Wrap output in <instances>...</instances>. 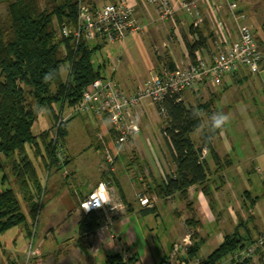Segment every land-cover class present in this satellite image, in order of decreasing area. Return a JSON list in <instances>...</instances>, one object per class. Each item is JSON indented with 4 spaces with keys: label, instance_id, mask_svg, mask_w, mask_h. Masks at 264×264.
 Masks as SVG:
<instances>
[{
    "label": "rangeland",
    "instance_id": "obj_1",
    "mask_svg": "<svg viewBox=\"0 0 264 264\" xmlns=\"http://www.w3.org/2000/svg\"><path fill=\"white\" fill-rule=\"evenodd\" d=\"M104 2L105 0H99V5L101 6ZM4 15L5 7L0 5V16ZM159 21L152 25L162 27L161 21ZM254 27L252 29L254 40L256 44L261 46L264 41V28L256 25ZM142 32L144 33L138 32L135 36L145 37L147 31L143 30ZM57 33L59 35V30ZM156 46H158L159 51H162L160 40L157 41ZM119 55V42L107 43L95 52L92 63L95 68L100 66L101 76L107 79H110V75L113 73V81L118 82L122 93L127 95L128 89L124 85L139 88L142 87V84L138 75H126L125 70L117 62ZM213 88L218 89L217 85ZM200 89L197 94H192L193 96L184 95L181 99L183 104L186 107H195L202 103H214L217 111L226 107L227 112L224 114L228 115L229 120L224 125L222 135L233 144L235 154H231L227 158L228 162H233L234 165L232 170L227 171L228 179L225 184L218 191L208 190V195H205L211 202L212 209L220 211V213L215 214L214 220L200 219L202 223V226L200 225L202 228L200 237L203 240L200 243L197 256L206 257L217 247L214 238L219 232L226 234L235 230L234 232L243 234V230L246 229L249 230L250 235L255 237L264 232V148L261 149L256 146V143L264 144V118L240 117L241 109L237 107L236 103L242 102L239 100L241 97L248 99L250 94L245 90L234 88L238 92L229 91L221 98L215 99V92L212 93L208 87ZM228 105L233 107H228ZM53 110L58 116V107L53 106ZM137 110L140 128L138 138H136L137 140L134 139L133 143L135 155L130 156L131 159H135V162L127 161L124 156L118 176L126 177V180H130V186L139 188L140 168L148 164L153 175L154 170H156L155 182L162 185L154 164L152 151L162 160L163 156H169L161 133V129L165 125V117L159 114L149 99L142 100ZM70 113L69 109L64 108L59 115L60 118H68ZM54 123L50 111L42 110L33 128V135L37 136L49 131V139L52 138ZM246 127L251 129L250 135L244 134ZM66 130L65 147L62 148L70 157L67 164L54 165L47 169L43 167L40 156L37 155L35 158L34 166L41 193L38 198L33 196V202L36 203L37 208L34 220L28 215L26 204L19 193L11 170L0 171V190L11 189L14 192L21 212L26 217L24 224L0 235V264H35L34 262L36 264H49L50 261L53 264H58L63 259L67 264H105V253L97 254V250L95 252L87 250L86 253L77 251L76 253L77 247H75L74 238L77 236L75 222L80 215L75 193L86 194L91 185L101 176L100 159L103 150L97 145L94 132L100 130L106 137V126L100 127V123L91 114L85 113L75 115L69 120ZM34 153L35 150L31 154ZM207 163L212 172L215 165L210 157H208ZM154 197H156L155 193L147 198L154 203ZM133 208L137 209V205L134 204ZM233 208L236 212L235 217L242 218L236 224L230 217V210ZM175 210L177 213H174ZM185 213H187V207L184 201L176 199L175 203L170 204L162 199L156 201L154 214L119 216L111 223V233L107 230H102V232L105 235L118 234L116 236L121 238L122 244H127L130 250L133 249L129 254H139L144 263L160 264L161 260L165 258L167 244L176 242L175 244L180 246L178 251H174V247H171L170 260L175 259L180 250L183 249L185 252V249L188 248L187 245L189 246L190 236L185 246L181 242ZM193 233L196 236L195 231ZM94 239L90 241L93 240L92 243L96 245ZM105 242L108 245V242ZM35 251L37 252L35 256L28 255L29 252ZM118 253L122 256L120 252ZM95 257L97 258L95 259ZM77 258H80L78 262H76ZM171 261L174 262L175 260ZM254 261L255 264H264V257L260 259L257 256Z\"/></svg>",
    "mask_w": 264,
    "mask_h": 264
},
{
    "label": "trees",
    "instance_id": "obj_2",
    "mask_svg": "<svg viewBox=\"0 0 264 264\" xmlns=\"http://www.w3.org/2000/svg\"><path fill=\"white\" fill-rule=\"evenodd\" d=\"M0 5L5 7V15L0 16V171L11 170L28 215L34 220L37 208L33 196L38 198L41 193L35 158L40 156L43 167L47 169L68 163L63 150L62 162L55 154L64 146L67 123L75 115L61 122L59 114L64 108L71 111L78 106L90 83L106 79L100 74V66L94 67L92 59L107 42L75 44L70 37L64 38L57 33L63 26L72 28L76 25L79 7L91 12L98 10L99 0H0ZM188 48L189 55H192L196 44ZM45 74L52 77L47 83L44 82ZM176 99L164 100L165 125L161 129L176 170L154 192L156 197L163 199L176 195L189 207V188L195 187L208 195L207 166L200 152L204 147L210 149L209 138L216 136L219 129L211 128V103L186 107L181 99ZM153 105L159 112V106ZM53 106L58 107V116ZM45 109L50 111L55 121L50 139L49 131L33 135L38 117ZM203 116L209 118L208 123L203 124ZM199 131L197 146L191 135ZM33 150L35 153L32 155ZM144 210L141 211L143 215H148L154 209ZM104 218L102 212L81 213L77 247L82 253L87 252L89 239L105 222ZM25 220L14 192L11 189L0 190V235L24 224ZM188 223L193 225L192 221ZM244 245V239L236 233L225 235L222 243L206 258L194 261L196 264H219ZM197 252L198 245H192L185 249L184 258L175 259L172 263L164 258L160 264H188ZM257 252L254 255L260 253L259 258L263 259L264 251ZM131 260L128 256L123 262L120 254L115 252L107 257L106 264H126Z\"/></svg>",
    "mask_w": 264,
    "mask_h": 264
},
{
    "label": "crops",
    "instance_id": "obj_3",
    "mask_svg": "<svg viewBox=\"0 0 264 264\" xmlns=\"http://www.w3.org/2000/svg\"><path fill=\"white\" fill-rule=\"evenodd\" d=\"M118 0H105L101 6L109 4V3H116ZM128 6L132 9V17L135 23L140 27L141 31L133 32L127 35L124 39L116 41L115 43L119 42L120 46V57L118 58L117 62H119L120 66L123 70H125L126 75L129 76L131 74L138 75L140 83L143 85L145 82L153 79L154 77L161 74V72L169 69L174 68H185L189 64L195 62L197 59L204 61L206 64H210L212 60V55L214 52L215 44L221 45L224 49L228 48L232 45L237 39V28L233 21L229 16V12L227 7L225 6L223 0H169L175 6L178 5L179 1H187V2H194L199 10L200 15V23L198 27L193 28V18L188 15V13L184 10L176 9L175 13L165 19L160 20L158 18L156 9L149 5L147 0H125ZM237 4V12L243 16L241 19V24L249 28L251 31L253 38L254 34L252 29H254L255 25L257 27L264 28V0H235ZM100 5L98 7H101ZM161 22H160V21ZM159 21L162 27L154 26L153 23ZM254 27V28H253ZM262 28V29H263ZM143 30H146V36L136 37L135 35ZM161 42V47L163 48L162 51H159L158 46H156L157 41ZM255 41V40H254ZM113 43V44H115ZM256 43V42H255ZM102 44V43H100ZM192 44H196V49L192 55H189V46ZM257 48L261 54L259 60V73L251 74L246 68H240L238 71L224 75L222 79L217 84L207 83V84H199L196 85L191 92L188 91L187 94L193 96L192 94H197L202 88L208 87L212 93L215 92L214 98L217 97L221 98L229 91H233L234 93L238 92L234 88L238 90L242 89V91H246L250 96L247 98L241 97L239 100H242L240 103H236L237 107L241 109L240 117L242 118H253L259 117L264 118V41L261 46L258 44ZM126 51V52H125ZM125 52V53H124ZM122 70V71H123ZM111 78L114 80V75L111 73ZM130 82V80H129ZM118 83V82H117ZM116 83V84H117ZM218 87L215 90L214 86ZM118 88L120 89L119 83L117 84ZM127 90V95H132L136 92L138 87L133 88L132 86L124 85ZM120 91H122L120 89ZM255 95V96H254ZM237 100V101H239ZM250 100V102H249ZM209 103V102H207ZM228 107H233L232 105H228ZM138 108V107H137ZM137 108L131 112V115L135 117L137 120ZM209 109L212 112V116L217 113H226V107L221 109V111H217L216 105L211 103ZM231 111V109H229ZM214 113V114H213ZM211 116V117H212ZM210 117V120H211ZM205 119V120H204ZM209 118L206 116L202 117L203 124L208 123ZM139 121V120H138ZM233 124L232 122H230ZM140 126V122H139ZM223 126L219 129L216 136L209 138L210 149L208 150L206 147L201 149V159H203L207 166V175L206 179L207 187L209 191L214 189L218 191L220 187L225 184L227 181V171L233 169L234 163L228 162L227 158L234 154L233 149L234 146L230 141H227L225 137L222 135ZM199 133V134H197ZM251 129L246 127L244 128V134L250 135ZM139 134V133H138ZM138 134L132 136L130 140L118 151L117 158L114 162V169L109 174H105L103 171L104 168V157L109 149H112L111 139L107 135L103 140L98 141L97 145L102 148L103 155L100 159V174L101 176L91 185L88 192L84 195L75 193V200L77 203L78 210L79 203L87 198L97 187V185L101 182L107 183V191L109 197V206L114 207L113 211L108 213V220L106 223L101 224L103 231L107 230L110 232L111 223L117 219L119 216H127L129 214H135L138 216H146L143 215L141 211H145L139 207L137 197L145 196L149 197V195H153L155 193V189L160 184L155 182L156 170H154V175L151 172V169L148 164L140 168V177H139V188L136 186H130V180H126V177H120L118 174L120 173V166L122 159L124 156L127 158V161L134 163L135 159H131L130 156L135 155V147L133 143L136 138H138ZM200 131L196 132L191 135L193 142L198 146L200 142ZM135 139V140H134ZM165 143V142H164ZM166 146V144H165ZM256 146L261 149L264 148L263 143H256ZM65 147V143H64ZM167 148V146H166ZM63 150V149H62ZM64 151V150H63ZM64 155L69 162L70 157L64 151ZM152 155L154 157V164L157 169L159 178L161 179L162 183L167 176L174 175L176 170V165L172 161L170 155L168 157L163 156V160L161 157H158L153 151ZM235 155V154H234ZM208 157L212 159V162L215 165V168L211 172V169L207 163ZM145 159V158H144ZM144 161V160H143ZM164 162V164H163ZM59 164V163H58ZM149 180V181H148ZM161 183V184H162ZM156 195V194H155ZM188 202L190 203L189 207H187L186 216H184V227L181 233V242L185 237L190 236V243L189 246L198 245V251L200 248V243L202 242L201 230L202 223L200 221L201 218L207 220L211 219L214 220L215 214L220 213V211L216 209H212L213 206L210 205V201L206 198V196L197 191V188L191 187L187 190ZM154 206L152 209V214L156 211V201L162 200L161 197H154ZM178 197L173 196L171 198H165L166 202L175 203ZM137 205V209L133 208V205ZM166 204V203H165ZM176 210L174 211V213ZM177 213V212H176ZM235 208L230 210V217L233 219L234 224L238 222L239 219L242 220L241 217H235ZM149 215V214H148ZM81 218V212L76 220L75 224L77 227V236L75 239V247H77V241L79 238L78 235V222ZM236 220V222H235ZM187 221H192L191 223L187 224ZM194 227V229H193ZM130 231L129 228H127ZM196 236L194 235V232ZM235 230H231L226 234L218 233L214 241L217 247L222 243L223 238L225 235L237 234L241 239H244V243L249 244L250 242H254L257 237L250 235L249 230H243V234H239L238 232H234ZM96 233V232H95ZM190 233V234H189ZM131 234V233H130ZM110 234L105 235L102 233V239L95 240L97 246V254L105 253V264L107 262V257L112 252H120L122 254L121 258L124 254H127L130 259V262L126 264H146L141 259L142 257L134 253L133 255L129 252L130 247L127 244H122L121 238L117 237L118 234H113L116 237V243L110 244L106 239ZM108 242V245L106 242ZM131 241V240H130ZM176 242L172 244H167L166 246V254L165 258L169 263L178 258H184L185 252L180 250L178 254L175 256V259L170 258V251L171 247L176 245ZM122 244V245H121ZM110 248H109V247ZM121 246V247H120ZM216 247V248H217ZM122 248V249H120ZM215 248V249H216ZM106 249H109L106 251ZM258 252L262 250L257 249ZM80 253L81 250L77 247L75 250ZM112 251V252H111ZM124 251V252H122ZM214 251V250H213ZM257 252V253H258ZM75 253V254H76ZM82 253V252H81ZM259 254H256L259 257ZM209 255V254H208ZM207 255V256H208ZM254 255L251 264H255L254 260L257 257ZM206 256V257H207ZM206 257L194 256L188 262V264H195V259H204ZM97 257H95L96 259ZM80 258H77L79 261ZM262 259V258H261ZM123 262L124 259L122 258ZM159 260V257H158ZM163 260V259H162ZM161 260V261H162ZM46 261V260H45ZM36 264V262H34ZM49 264H53L52 261ZM58 264H67L65 260L59 261Z\"/></svg>",
    "mask_w": 264,
    "mask_h": 264
},
{
    "label": "built area",
    "instance_id": "obj_4",
    "mask_svg": "<svg viewBox=\"0 0 264 264\" xmlns=\"http://www.w3.org/2000/svg\"><path fill=\"white\" fill-rule=\"evenodd\" d=\"M147 2L156 9L160 20L171 17L178 8L186 11L193 18V28L198 27L200 23L199 10L194 2L179 1L177 6L169 0H147ZM223 2L237 28L238 36L236 41L226 49L215 44L210 64L197 59L185 68L165 70L145 82L132 95L122 93L112 78L96 79L85 88L79 105L71 110L68 118L72 115L89 113L100 123V127L106 126V134L111 139L112 149H109L104 157L105 174L113 171L119 149L132 136L139 133V121L131 115V112L140 105L142 100L149 99L153 104L158 105L159 114L164 115V100L176 97V101H180L182 95L191 91L196 85L217 84L224 75L232 74L240 68H246L251 74L259 73L261 54L251 31L241 24L243 16L237 12L235 0H223ZM137 31L141 29L133 20L132 9L125 0H118L116 3L101 6L95 12L79 7L76 25L72 28L63 26L59 33L61 37H70L75 44L101 41L113 44ZM68 118H60V121L63 122ZM94 137L100 141L105 138L100 130H95ZM55 156L59 162L64 160L60 149L56 151ZM137 201L141 209H151L154 206V203L145 196L139 195ZM79 209L82 214L102 211L105 217L104 223H106L108 213L114 209L109 206L107 183H99L95 190L79 203ZM102 230L100 226L94 237L89 239V251L97 250V246L92 243L93 240H90L96 237L94 240L100 241ZM106 240L110 244L116 243V237L113 234H110ZM185 243H188V237L182 240L183 246ZM173 247L174 251L180 248L177 245ZM257 249L264 251V232L254 242L244 245L242 249L219 264H250ZM36 254V251L28 253L29 256ZM122 258L126 261L128 256L124 254Z\"/></svg>",
    "mask_w": 264,
    "mask_h": 264
},
{
    "label": "clouds",
    "instance_id": "obj_5",
    "mask_svg": "<svg viewBox=\"0 0 264 264\" xmlns=\"http://www.w3.org/2000/svg\"><path fill=\"white\" fill-rule=\"evenodd\" d=\"M51 74H45L44 76V82L47 83L51 79ZM229 117L227 114L224 113H217L214 114L211 117V128L213 130L215 129H221L226 123L228 122ZM88 210V209H87Z\"/></svg>",
    "mask_w": 264,
    "mask_h": 264
},
{
    "label": "bare ground",
    "instance_id": "obj_6",
    "mask_svg": "<svg viewBox=\"0 0 264 264\" xmlns=\"http://www.w3.org/2000/svg\"><path fill=\"white\" fill-rule=\"evenodd\" d=\"M59 149L61 150L62 148L60 147Z\"/></svg>",
    "mask_w": 264,
    "mask_h": 264
},
{
    "label": "water",
    "instance_id": "obj_7",
    "mask_svg": "<svg viewBox=\"0 0 264 264\" xmlns=\"http://www.w3.org/2000/svg\"><path fill=\"white\" fill-rule=\"evenodd\" d=\"M97 212H102V211H97Z\"/></svg>",
    "mask_w": 264,
    "mask_h": 264
}]
</instances>
